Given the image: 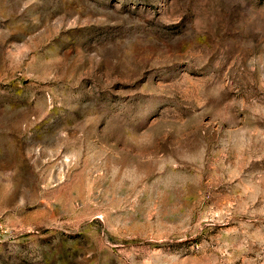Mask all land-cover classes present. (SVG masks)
<instances>
[{
	"label": "rangeland",
	"instance_id": "obj_1",
	"mask_svg": "<svg viewBox=\"0 0 264 264\" xmlns=\"http://www.w3.org/2000/svg\"><path fill=\"white\" fill-rule=\"evenodd\" d=\"M0 264H264V0H0Z\"/></svg>",
	"mask_w": 264,
	"mask_h": 264
}]
</instances>
